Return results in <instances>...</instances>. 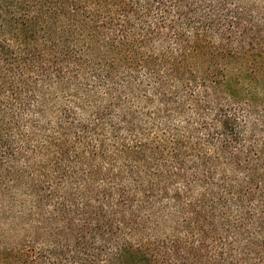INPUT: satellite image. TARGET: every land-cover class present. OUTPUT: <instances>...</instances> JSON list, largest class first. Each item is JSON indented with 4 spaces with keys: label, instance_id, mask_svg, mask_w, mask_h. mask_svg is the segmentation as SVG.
I'll return each instance as SVG.
<instances>
[{
    "label": "trees",
    "instance_id": "obj_1",
    "mask_svg": "<svg viewBox=\"0 0 264 264\" xmlns=\"http://www.w3.org/2000/svg\"><path fill=\"white\" fill-rule=\"evenodd\" d=\"M0 264H264V0H0Z\"/></svg>",
    "mask_w": 264,
    "mask_h": 264
}]
</instances>
